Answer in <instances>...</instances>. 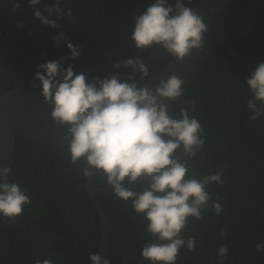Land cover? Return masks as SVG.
<instances>
[{"label":"trees","instance_id":"obj_1","mask_svg":"<svg viewBox=\"0 0 264 264\" xmlns=\"http://www.w3.org/2000/svg\"><path fill=\"white\" fill-rule=\"evenodd\" d=\"M152 2L61 0L63 9H72V19L62 16L56 20L59 26L52 28L33 17L28 0H19L17 11H11V0H0V96L19 87L41 93L40 82L34 80L37 65L70 56L67 42L79 45L80 55L65 60L64 68L74 65V72L84 73L90 82L116 72L132 74V69H116L114 64L133 55L143 56L155 73L172 57L161 52L154 61L149 51L139 52L130 40L133 16ZM52 3L41 0L39 7L43 11ZM189 6L197 9V0ZM225 29L236 52L263 56L264 0H229ZM61 32L66 40L55 41ZM256 66L242 64L216 46L182 96V101H195L189 111L207 136L204 151L192 162L195 171L204 175L223 168L226 182L208 187L214 199L219 194L224 211L219 216L205 212L190 226L185 236L196 237V250L182 248L176 264H220L221 245L229 249L223 264H264V251L255 248L264 243V116L249 119L245 83ZM135 78L140 84L144 81L138 73ZM11 169L10 179L27 189L32 203L15 223L0 218V264H34L37 259L90 264L88 256L98 249L102 227L79 168L68 163L62 148L16 136ZM92 183L110 227L103 257L111 264H149L140 255L143 245L152 242L142 218L130 203L112 195L103 180ZM221 229L227 232L226 239L219 238Z\"/></svg>","mask_w":264,"mask_h":264},{"label":"clouds","instance_id":"obj_2","mask_svg":"<svg viewBox=\"0 0 264 264\" xmlns=\"http://www.w3.org/2000/svg\"><path fill=\"white\" fill-rule=\"evenodd\" d=\"M28 3L41 25L57 28V19H72V9H63L61 0L45 5L43 11L41 0ZM191 3L154 0L148 4L133 16V47L141 53L149 51L154 61L161 52L180 63L192 57L193 50L200 57L209 26L200 10L189 6ZM11 4V11L20 8L19 0H11ZM215 12L214 8L209 10L210 14ZM54 40L66 37L61 32ZM66 46L71 55L37 65L34 80L42 86L40 94L52 109V121L66 130L61 141L67 142L62 151L68 163L79 168L85 179L103 180L112 195L130 203L135 215L142 218L152 241L143 245L142 259L149 264H176L182 248L196 250V237L185 236L190 226L201 221L205 212L219 216L224 211L219 194L214 199L208 187L226 182L223 168L204 175L195 171L192 162L204 151L207 141L204 126L189 111L195 108V101L188 99L168 107V102L178 101L184 93L186 78L173 73L154 89L140 85L135 74H140L141 80L155 74L143 56L133 55L119 58L114 64L116 69H132V74L116 72L103 79L94 77L90 82L84 73L74 72V65L64 68L65 60L80 55L79 45L67 42ZM245 83L249 119L256 121L264 116V62L255 67ZM31 86L37 87L35 83ZM11 173L10 167H0V218L15 223L32 201L27 189L10 179ZM219 238H227L224 229ZM255 248L264 251V243H257ZM228 252L226 245L218 248L220 264ZM88 259L91 264H111L97 253H90ZM34 264L55 262L37 259Z\"/></svg>","mask_w":264,"mask_h":264},{"label":"water","instance_id":"obj_3","mask_svg":"<svg viewBox=\"0 0 264 264\" xmlns=\"http://www.w3.org/2000/svg\"><path fill=\"white\" fill-rule=\"evenodd\" d=\"M228 3L229 0H197V9L200 10V14L204 16V22L209 26V31L204 35L205 43L200 57H196L193 50L192 57L186 58L183 63L171 59L154 73V77L144 80L140 85L146 84L154 89L160 80H166L169 75L175 73L181 78H186L183 86L185 93L207 56L216 46L222 47L231 58L242 64L258 65L264 62V55H242L233 48L225 29ZM213 8L216 12L210 14L209 10ZM182 96L178 101L168 102V107L171 108L177 102H181ZM51 110V107L43 102L40 92L33 89L19 87L0 96V167H12L16 136L59 148L67 146V142L61 141L66 130L54 124L50 117ZM85 187L100 219L102 234L96 253L103 258L110 232L109 221L95 194L92 178L85 179Z\"/></svg>","mask_w":264,"mask_h":264}]
</instances>
